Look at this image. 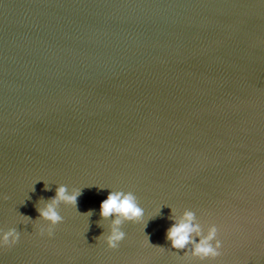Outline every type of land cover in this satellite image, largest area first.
Instances as JSON below:
<instances>
[{
    "label": "water",
    "instance_id": "95a60500",
    "mask_svg": "<svg viewBox=\"0 0 264 264\" xmlns=\"http://www.w3.org/2000/svg\"><path fill=\"white\" fill-rule=\"evenodd\" d=\"M60 184L82 189L78 211L61 203L40 235ZM111 190L144 210L115 249ZM185 211L194 241L217 227L219 256L171 246ZM8 228L0 264H264V0H0Z\"/></svg>",
    "mask_w": 264,
    "mask_h": 264
},
{
    "label": "clouds",
    "instance_id": "9594fccd",
    "mask_svg": "<svg viewBox=\"0 0 264 264\" xmlns=\"http://www.w3.org/2000/svg\"><path fill=\"white\" fill-rule=\"evenodd\" d=\"M45 188L48 186L45 184ZM34 190V187H33ZM82 194V189L73 188L71 192L66 185L60 184L55 189V195L44 201L42 207H37L39 213L38 219L48 222L47 227H40L38 234L45 233L51 237L53 235V226L62 222L63 217L57 211L61 203L71 205L77 210L78 197ZM4 199H7L5 196ZM78 211V210H77ZM93 211L89 210V217ZM99 215L105 220L110 219L109 231L106 235L102 234L103 240L108 248L115 249L119 242L125 237V232L121 230V225L125 221L138 222L144 215V210L138 205L137 197L131 191L111 190L107 198L100 203ZM26 220H31L25 216ZM194 213L185 211L183 217L174 222L168 229L166 238L171 241V246L176 249H184L189 243H192V255L200 259L216 258L220 255L221 241L217 239V227L213 225L209 228L206 236H203L198 242L192 239V233L200 235L199 225L193 224ZM20 233L15 228L0 230V247H11L19 240ZM98 237L97 239L101 238ZM213 241L215 243L213 244ZM146 243L148 238L146 237ZM157 247V246H154Z\"/></svg>",
    "mask_w": 264,
    "mask_h": 264
}]
</instances>
